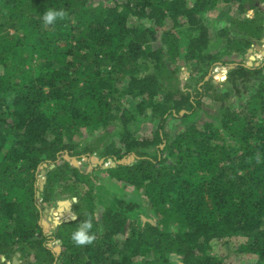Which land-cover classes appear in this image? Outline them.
<instances>
[{"label": "trees", "instance_id": "1", "mask_svg": "<svg viewBox=\"0 0 264 264\" xmlns=\"http://www.w3.org/2000/svg\"><path fill=\"white\" fill-rule=\"evenodd\" d=\"M49 8L67 15L44 26ZM262 37L264 0H0V264H233L211 242L241 238V264H264V60L245 59ZM92 155L134 158L72 163ZM71 197L48 233L44 206Z\"/></svg>", "mask_w": 264, "mask_h": 264}, {"label": "rangeland", "instance_id": "2", "mask_svg": "<svg viewBox=\"0 0 264 264\" xmlns=\"http://www.w3.org/2000/svg\"><path fill=\"white\" fill-rule=\"evenodd\" d=\"M246 14H247V16H251V15H253V11L249 10L246 12ZM143 22L145 24H149V22H147L145 20ZM254 43H257L260 48L254 49L253 48ZM249 48H252L253 50L249 54L248 53L245 54L246 62L248 60H250L249 59L250 55H252L254 57L252 60H250L253 63H255V62L260 63L264 60V41H254ZM222 58L229 59L230 57L229 56H223ZM186 70L189 74V71L187 68H186ZM226 73H227V67L226 66H222L220 64L215 65L212 68V72H211L212 80H214L213 82L219 83V82H222L223 80H225L224 76H226ZM188 74H184L182 71V67H181L179 77L181 79H184L186 76H188ZM140 126L142 129H144L146 127V125L143 123H140ZM88 160L89 161L85 160L84 158L77 159L76 163H74L73 165L77 166L78 168H80L84 172H90V171H92V168L96 164L99 163L100 159L97 158L96 155H92V157L89 158ZM94 174L96 177L102 178L104 188L108 192L114 193L118 196H121L126 200L135 199V202L138 203L141 208L146 207V199H145L144 195L142 194V192H135V191H133V189L130 186L124 187L119 182H117L113 179H109L106 176H102V174L98 171L94 172ZM43 177H44L43 174L39 175L38 183L43 179ZM108 196H110V195L108 194ZM55 206H56V201L50 203L47 206H44V208L42 210L41 221L45 222L44 228L47 230L48 233L52 232L54 230L55 226L53 224V220L59 219L57 217L56 211L54 210ZM51 208H53V211L51 210ZM101 211H102V208L98 207L97 213L100 214ZM71 213H72V215L75 216L73 208H72ZM243 240H244V238H241V240L240 239L213 240L211 243H212V247H213L214 252L220 254L224 258L225 263L241 264V263H246V262H253L255 260L254 256L241 255V254L235 253V249L237 248V245ZM52 244H53L52 245L53 247L58 246V242H52Z\"/></svg>", "mask_w": 264, "mask_h": 264}, {"label": "water", "instance_id": "3", "mask_svg": "<svg viewBox=\"0 0 264 264\" xmlns=\"http://www.w3.org/2000/svg\"><path fill=\"white\" fill-rule=\"evenodd\" d=\"M260 41H264V37L263 38H261L260 39ZM253 48L254 49H258V48H260L259 47V45L257 44V43H254L253 44ZM252 48H248L247 49V52L246 53H250V52H252ZM252 55H250L249 56V59L250 60H252L254 57L252 56ZM250 60H248L247 62H246V65H248V66H251L252 64H254V65H258L259 63H253V62H251ZM180 65H181V67H182V71H183V73L184 74H188V72H187V70H186V67L184 66V61L183 60H181L180 61ZM226 78V76H224V79ZM214 81V80H213ZM65 158L68 160L69 159V157L67 156V155H65ZM133 158H134V156L133 155H131V156H128V157H123L122 159H120V160H117V161H114V160H109L108 162H104L103 163V160L102 159H100L99 160V163L98 164H100L102 167H107L108 165H110V166H115L116 164H121V163H124V162H126V163H129V162H131L132 160H133ZM72 163L74 164V163H76V158H72ZM53 166V164L51 165V167ZM45 173V170L44 169H41V174H44ZM44 183H45V176L43 177V179L38 183V189H39V191H41L42 189H43V186H44ZM77 201V198L76 197H71V198H64V199H58V200H56V207L54 208V210L56 211V214H57V216H58V218L59 219H57V220H53V224H54V226H56V225H59L60 223H62V222H67V221H70V220H74L76 217L74 216V215H72V206H73V204L75 203ZM61 209V210H60ZM51 210L53 211V208H51ZM65 212H68V215H67V213H66V215L64 216V215H62V213H65ZM41 223H42V225L43 226H45V222H42L41 221ZM46 230V229H45ZM47 231V230H46ZM53 249L55 250V251H59V246H54L53 247ZM17 256H18V253L16 254ZM1 260H4V257L2 256L1 257ZM12 263L13 264H17V259H16V257L14 256L13 258H12Z\"/></svg>", "mask_w": 264, "mask_h": 264}, {"label": "clouds", "instance_id": "4", "mask_svg": "<svg viewBox=\"0 0 264 264\" xmlns=\"http://www.w3.org/2000/svg\"><path fill=\"white\" fill-rule=\"evenodd\" d=\"M67 12L64 9L49 8L42 15V23L44 26L55 24L58 20L65 18ZM94 229L93 218H86L78 223L71 232V240L78 246L91 244L97 236Z\"/></svg>", "mask_w": 264, "mask_h": 264}, {"label": "bare ground", "instance_id": "5", "mask_svg": "<svg viewBox=\"0 0 264 264\" xmlns=\"http://www.w3.org/2000/svg\"><path fill=\"white\" fill-rule=\"evenodd\" d=\"M66 213H67V215H68V212L62 213V215H64V216H65V215H66ZM67 215H66V216H67ZM57 217H58V216H57ZM54 220H55V219H54Z\"/></svg>", "mask_w": 264, "mask_h": 264}, {"label": "flooded vegetation", "instance_id": "6", "mask_svg": "<svg viewBox=\"0 0 264 264\" xmlns=\"http://www.w3.org/2000/svg\"><path fill=\"white\" fill-rule=\"evenodd\" d=\"M56 207V206H55Z\"/></svg>", "mask_w": 264, "mask_h": 264}]
</instances>
